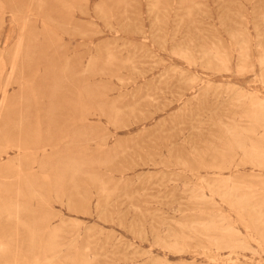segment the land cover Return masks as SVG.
I'll list each match as a JSON object with an SVG mask.
<instances>
[{"label": "rangeland", "instance_id": "1", "mask_svg": "<svg viewBox=\"0 0 264 264\" xmlns=\"http://www.w3.org/2000/svg\"><path fill=\"white\" fill-rule=\"evenodd\" d=\"M0 59V264H264V0H0Z\"/></svg>", "mask_w": 264, "mask_h": 264}, {"label": "bare ground", "instance_id": "2", "mask_svg": "<svg viewBox=\"0 0 264 264\" xmlns=\"http://www.w3.org/2000/svg\"><path fill=\"white\" fill-rule=\"evenodd\" d=\"M46 22H47V21H46ZM10 34H11V26H10V27L8 28V30H7V37H6V39L9 37ZM2 55H3V54H2ZM2 55H1V56H2ZM0 60H1V59H0ZM11 66H12V63H11ZM0 76H1V75H0ZM3 88H4V86H3ZM3 88H1L0 90H3ZM1 93H2V92H1ZM250 96H251V95H250ZM243 97H244V96H243ZM244 98H245V97H244ZM260 103H262V102H260ZM263 110H264V108H263ZM263 110H262V111H263ZM259 112H260V111H259ZM261 113H262V112H261ZM263 113H264V111H263ZM263 113H262V114H263ZM259 116H260V114H259ZM259 116H258V117H259ZM262 116H263V115H262ZM260 118H261V117H259V119H260ZM262 118H263V117H262ZM250 143H251V142H250ZM240 144H241V143H240ZM241 146H242V145H241ZM253 148H254V147H253ZM245 199H246V198H245ZM207 225H208V224H207Z\"/></svg>", "mask_w": 264, "mask_h": 264}]
</instances>
